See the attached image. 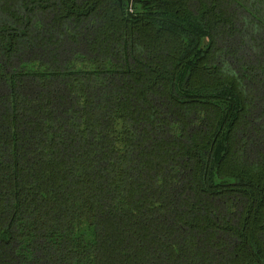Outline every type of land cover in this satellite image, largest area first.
Wrapping results in <instances>:
<instances>
[{
  "label": "trees",
  "instance_id": "trees-1",
  "mask_svg": "<svg viewBox=\"0 0 264 264\" xmlns=\"http://www.w3.org/2000/svg\"><path fill=\"white\" fill-rule=\"evenodd\" d=\"M0 264H264V0H0Z\"/></svg>",
  "mask_w": 264,
  "mask_h": 264
}]
</instances>
